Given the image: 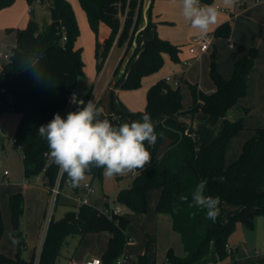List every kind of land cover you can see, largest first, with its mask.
Segmentation results:
<instances>
[{
	"label": "trees",
	"instance_id": "1",
	"mask_svg": "<svg viewBox=\"0 0 264 264\" xmlns=\"http://www.w3.org/2000/svg\"><path fill=\"white\" fill-rule=\"evenodd\" d=\"M14 1L0 0V9ZM78 1L96 35L101 23L110 28L108 37L102 43L98 39L96 42L99 71L114 44L125 47L124 56L110 82L114 80L115 88H139L143 77L163 66L164 53L169 54L173 61H179L180 47L155 33L143 47L137 45L134 48L121 72L136 38L143 0ZM48 10L50 21L44 26L31 19L26 27L16 29V45L11 49V59L0 70V114L8 111L22 113L13 140L21 148L25 176L43 172V184L51 192L58 178L63 188L68 176L50 159L47 141L39 136L38 129L50 122L56 113L66 118L62 113L79 78L85 74V59L82 46L77 44L80 29L70 0H52ZM64 32L67 39L63 42ZM230 33L231 23L226 21L215 29L214 36L229 37ZM257 54V48L251 47L235 62L231 77L226 78L218 71L213 52L210 75L215 90L206 93L189 83L193 97L189 109L183 108L180 87L160 79L149 87L144 110H115V114L106 118L114 126H119L124 122L140 120L147 112L156 126V143L148 146L145 142L152 161L139 170L128 187L119 190L117 202L133 213L143 214L148 210L149 192L152 189L161 190L156 211L171 216L172 227L180 234L186 252L185 256H179L170 248L166 255L170 264H194L207 256L213 260L225 258L230 254L227 245L237 225L240 223L253 228L255 216L264 214V126L255 128L246 139L238 159L228 166L224 164L226 147L243 128L248 109H243V114L236 120H230L227 113L246 94L247 75L255 66ZM30 61L36 62L45 79L39 82L34 79L32 69L25 68ZM198 111L207 114L211 125L220 119L224 121L219 135L200 147L186 132L187 125L178 119L181 113ZM163 148L162 156L156 159ZM88 175L92 181L102 179L103 169L94 167ZM221 176L224 177L223 182L218 179ZM204 179L208 182L205 194L220 198V212L215 222L206 218L205 210L189 207L192 191ZM181 195L188 196V200L181 201ZM9 202L15 220L13 234L18 240L17 252L15 257L0 252V264H57L70 236L82 237L88 232L99 231L108 234V247L101 262L114 264L130 239V219L125 214L109 217L92 204H80L61 218L50 219L38 258L34 253L28 259L23 255L26 247L24 233L20 224H16V218L20 220L24 212L23 193L11 194ZM3 232L0 208V240ZM130 264H133L132 259ZM138 264H148L147 253L138 256Z\"/></svg>",
	"mask_w": 264,
	"mask_h": 264
},
{
	"label": "crops",
	"instance_id": "2",
	"mask_svg": "<svg viewBox=\"0 0 264 264\" xmlns=\"http://www.w3.org/2000/svg\"><path fill=\"white\" fill-rule=\"evenodd\" d=\"M159 1L160 0H143L139 26L135 34L136 38L129 53L125 57L123 67H121V72L134 48L137 45L143 47L144 43L148 39L152 38L155 33H157L161 38L167 39L171 43L180 47L179 61H173L169 54L164 53L163 66L157 72L143 77L142 85L139 88L122 89L120 87H114V80L112 83L110 82L113 79V72L124 56V46H122V53L116 67L105 77L102 82L100 80L98 85L97 79L100 72L98 64H96L95 59L87 55L88 60L87 63H85L84 69L85 74L79 78L77 86L72 94L75 93L78 99L85 101L87 95L91 91L88 101L91 100L96 102L97 106L103 109L100 117L101 119L107 118L108 115L115 114V110L142 111L141 106L142 103L145 104V95L147 103V92L149 87L158 80L164 79L166 75L174 71L177 76L180 77V83L178 86L180 87L182 93L183 108L189 109L193 103V97L189 88V83L197 85L199 89L206 93H210L215 90V84L210 75L211 55L213 52L216 54L218 71L224 77L229 78L232 75L235 62L241 56L246 54L251 47H256L258 54L255 66L249 71L247 75L246 94L241 97L237 105L232 107L227 113V117L230 120H235V115L239 113V110H243L245 108L248 109V113L243 121V128L233 136L226 147L224 164L225 166H228L238 159L244 142L250 137L247 136L245 139L240 141L237 140L235 145H232L233 141L238 137V135L241 134V132L246 128H251L254 132L255 128L264 126V0H239V3L233 10L221 8L222 14L219 18L218 25L213 26V30L209 33L214 34L215 29L220 24L229 21L231 23L230 36H215L214 42L210 49L200 58L195 57L189 51L191 38L198 34L197 31L192 29L190 26L185 30L179 28L181 21L179 17V14H181V4H178L180 1L172 0L171 3L166 2L168 5H166L167 8H164V11L163 9L159 8ZM70 2L73 6L80 32L82 29H85V32L88 31V29H90L88 28L90 27V24L79 1L70 0ZM204 2L207 4L215 3L218 6L221 4V0H204ZM33 4V2H29L28 0H15L11 5L0 9V53H3L1 50L3 47H6L10 53L11 49L16 45V29L26 27L31 19H34L38 22L39 14L36 13V9L34 8ZM49 21L50 13L49 19L46 21V23ZM162 23H166V25ZM81 34L82 33H80L79 37H81ZM109 34L110 28L106 24L101 23L99 25V33L98 35H95L96 42L98 39V41L102 43ZM78 45L82 46L83 48V45H81L80 42ZM115 46L116 44H114V46L111 48L109 55ZM83 56L85 59L84 50ZM186 61L189 62V64L185 65L184 63ZM6 62L7 61L0 56V70ZM104 69L105 67L102 70ZM182 85L186 86V88L183 89ZM185 104H187V106H185ZM234 108H236V110L231 111L234 110ZM77 110V105L69 102L62 114L67 115L68 112ZM251 117H255V121L252 122L250 119ZM162 119L163 118H161V120ZM178 119L187 125L186 132L196 140L199 147L202 144L209 143L214 138H216L224 126L223 119H220L214 125L208 123L207 114L202 111H198L196 113L184 112L178 115ZM1 125L2 129L0 132H6L8 129L6 120L2 119ZM3 139L4 137L0 134V140L3 141ZM163 152L164 148L158 152L156 159L160 158ZM6 170L8 169H4L3 171L4 181L6 183H11V172L8 170V174H5ZM134 177L135 176H132L126 187L131 184ZM91 182H93L92 179ZM41 184L42 186L37 183L35 184L30 183L29 181L27 182L24 179L22 183L14 185H0V208L4 223V232L0 240L1 253L10 257H15L16 255L17 247L16 243L13 242V239L9 237L10 240L7 244H5L3 240L6 234L9 236L10 233L12 236L14 235L13 231L15 227V220L12 215L9 197L13 193L22 192L24 195V212L19 220V224L26 240V247L23 251V255L29 259L34 255V253L38 254L41 248V238L43 225L46 218L47 206L51 196L50 190L43 184V181ZM71 191L72 190L69 185H64L62 194L58 197V200L60 201V199H62L63 203L72 205L74 206L72 209H76L80 203L76 198L73 197ZM93 193H91L89 197ZM160 195L161 190L156 193L157 202L160 198ZM108 199H105V204L108 202ZM89 203L94 205L90 199ZM155 220L157 233L159 234L160 231L162 232V244L165 250L166 260L167 251L170 248H173L177 255L185 256L186 252L184 250L180 234L177 233L172 227L171 216L167 213L157 212L155 215ZM238 228L242 230L247 227L239 224L237 225L235 231ZM246 230H248V228ZM234 232L231 234L228 241L230 253L237 251L239 248L233 245L235 238L233 236ZM105 235L108 238V234L105 233ZM158 238L156 237V247ZM241 245L246 247L245 243L243 242ZM238 252L240 255H242L244 264H247L246 261H248L250 258H247L243 251ZM144 253L148 254L147 247L142 248L140 254ZM155 253H157V251ZM64 257L66 256H64L62 250V255L60 256L57 264H61L60 261ZM71 258L72 256L69 255V260L66 261L67 264H74ZM221 260L222 259L213 260L211 257L207 256L195 262L194 264H218Z\"/></svg>",
	"mask_w": 264,
	"mask_h": 264
},
{
	"label": "clouds",
	"instance_id": "3",
	"mask_svg": "<svg viewBox=\"0 0 264 264\" xmlns=\"http://www.w3.org/2000/svg\"><path fill=\"white\" fill-rule=\"evenodd\" d=\"M180 3L184 20L198 35L206 37L218 25L221 8L233 10L239 0H221L219 6L201 4V0H180ZM25 68L32 69L37 82L45 79L35 61L28 62ZM69 102L77 105L78 110L68 112L66 118L56 113L50 122L39 127L38 134L46 139L50 159L67 174L72 187H80L94 167L102 168L103 175L112 178L134 174L151 161L146 143L154 145L157 133L149 113L145 112L140 120L114 126L108 119L100 118L103 109L96 102L90 100L85 104L75 93ZM218 179L223 182L224 177ZM207 183L204 179L196 184L189 207L205 210L206 218L215 222L220 212V198L205 194ZM179 199L186 202L188 196L181 195ZM10 238L18 243L11 233Z\"/></svg>",
	"mask_w": 264,
	"mask_h": 264
},
{
	"label": "rangeland",
	"instance_id": "4",
	"mask_svg": "<svg viewBox=\"0 0 264 264\" xmlns=\"http://www.w3.org/2000/svg\"><path fill=\"white\" fill-rule=\"evenodd\" d=\"M77 1V0H73ZM172 0H160L159 8L166 9L168 5L166 2L171 3ZM180 1V0H179ZM33 6L36 9L38 15V22L41 26H44L46 21L49 19V10L48 5L39 4L33 2ZM165 4V5H164ZM179 3L178 5H180ZM201 4H207L204 0H201ZM180 17V27L182 30H185L189 27L187 21L184 20L181 14ZM166 25V23H162ZM88 31L85 32V29H82L80 33L81 37L78 38L77 44L79 42L83 45V50L85 53V63H87L88 56L95 59L96 64H98L99 59L96 56V34L88 27ZM90 33V34H89ZM82 41V42H81ZM114 46V45H113ZM2 52L9 53L6 47H3ZM122 53V47L116 45L113 51L108 55L107 61H105V69L101 70L98 75V83L105 79V77L114 70L116 67L120 55ZM105 71V72H104ZM101 74V77H100ZM105 74V75H104ZM104 75V76H103ZM182 88L186 86L182 85ZM138 95V94H137ZM139 104V103H138ZM141 104V102H140ZM146 105V95H145V104L142 103L141 110L144 109ZM187 106V104H185ZM189 108V107H187ZM234 110L231 111H235ZM243 114V110H239V113L235 115V118H239ZM247 115V114H246ZM245 115V117H246ZM66 117V114H63ZM22 113L8 111L0 114V122L6 120L8 124V129L6 132L2 131L0 134L4 137L3 141L0 140V185H14L29 181L30 183H37L42 186V181L44 179V173L40 172L38 174H31L30 176H25L24 165L22 160V152L18 145L14 143L13 137L16 131V128L20 122ZM16 118V119H15ZM235 119V120H236ZM245 119V118H244ZM251 121H255V117L250 118ZM249 127V126H248ZM253 131L251 128L244 129L241 134L233 141L232 145H235V142L238 140L245 139L247 136H251ZM4 169H8L11 172V183H6L3 177ZM132 178L131 173H125L123 175L114 176L112 178H106L103 176L102 179L95 178L91 182V176L86 174V179L81 182L80 185V194H83L82 187L86 182H90L94 188V193L89 197L92 203L98 208H102L105 205V199L110 200L112 204L117 202V195L121 188L128 185L129 180ZM160 191L159 189H152L149 192L148 196V210L143 214H136L131 212L127 207H124V214L130 219V225L128 228V234L130 236L129 241L125 246V251L130 253L133 264H138V256L142 251V248H148V264H170L165 258V250L162 244V232L157 233L155 215L156 211V193ZM51 203V201H50ZM51 216H54L55 219L61 218L68 210L72 209L74 206L65 204L62 202V199L56 200V202L49 205ZM165 215V214H162ZM47 219V218H46ZM45 219V222H46ZM240 224V223H239ZM238 224V225H239ZM243 225V224H240ZM238 228L233 236L234 241L233 245L239 247L237 251L230 253L228 256L223 258L218 264H244V259L238 251H243L247 258H250L246 261L247 264H264V214H258L254 218L253 228H248V230ZM45 231V225H43V232ZM42 232V234H43ZM14 236V235H13ZM10 236L6 234L3 242L5 244L10 240ZM156 237L158 238L157 247H156ZM16 239V238H15ZM245 243L244 245H241ZM67 243L63 248L64 258L61 259V264H67L68 256H72V262L74 264H79L84 262L88 257H102L103 253L108 247V238L104 232H88L84 236H70L67 240ZM247 249V250H246ZM25 250V249H24ZM23 250V251H24ZM157 251V253H155ZM85 257V258H84Z\"/></svg>",
	"mask_w": 264,
	"mask_h": 264
},
{
	"label": "built area",
	"instance_id": "5",
	"mask_svg": "<svg viewBox=\"0 0 264 264\" xmlns=\"http://www.w3.org/2000/svg\"><path fill=\"white\" fill-rule=\"evenodd\" d=\"M32 2H37L39 4L49 5L52 2V0H33ZM125 17H126V13L121 18L122 22H124ZM62 29H64V27ZM214 38H215V36L213 33H209L206 37H201L198 34L194 35L191 38V42L189 45V51L195 57L200 58L205 52H207L210 49V47L212 46V44L214 42ZM66 39H67V37H66L65 32H64L63 37H62V41L64 42V41H66ZM0 56L3 57L8 62L11 59L12 52L5 53V54L0 53ZM105 63L103 65L102 69L104 68ZM184 64L185 65L189 64V62L186 61ZM164 79L167 82H170L173 86H178L180 83V77L177 76V74L174 71L172 73L166 75ZM1 129H2V125L0 122V130ZM19 148H20V146H19ZM150 154H151V152H150ZM151 161H152V155H151ZM138 172H139V170H137L134 174L131 173V175L136 176L138 174ZM5 174H8V170L5 171ZM66 184L70 186V188L72 190L71 193H72L73 197L76 198L80 204H90L89 203V195L94 192V188L90 182H86L84 184V186L82 187V189H83L82 195H79L80 194V187H76V188L72 187L71 182L69 181V178L67 179ZM62 189L63 188L61 187V184H60V178H58L56 184L53 186V188L51 189V192H50L51 203L54 204V202H56V200H58V197L62 194ZM50 201L48 203L47 211H46V218L47 219L45 218L46 222H44L45 231L43 232L42 238H41V248H42V244H43V241H44V238L46 235L48 224L50 222V219L53 217V216H51V211H50V207H49V205H51ZM124 207L125 206L120 204L119 202L112 204L109 200L102 208H98V209H99L100 213L105 214L109 217H113L115 215H123L124 214ZM227 247H229V244L227 245ZM41 248L37 254V258L40 254ZM130 262H131L130 254L128 252L124 251L123 253H121V255H119L116 258L114 264H130ZM79 264H102V262H101L100 257H91V258H88L84 262L79 263Z\"/></svg>",
	"mask_w": 264,
	"mask_h": 264
},
{
	"label": "water",
	"instance_id": "6",
	"mask_svg": "<svg viewBox=\"0 0 264 264\" xmlns=\"http://www.w3.org/2000/svg\"><path fill=\"white\" fill-rule=\"evenodd\" d=\"M16 224H17V225L19 224V219H18V218H16Z\"/></svg>",
	"mask_w": 264,
	"mask_h": 264
}]
</instances>
